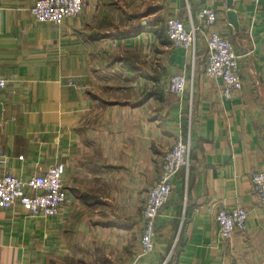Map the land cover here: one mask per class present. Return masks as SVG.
Listing matches in <instances>:
<instances>
[{"label": "crops", "instance_id": "obj_1", "mask_svg": "<svg viewBox=\"0 0 264 264\" xmlns=\"http://www.w3.org/2000/svg\"><path fill=\"white\" fill-rule=\"evenodd\" d=\"M37 1L0 0V178L64 164L67 201L48 219L0 208V264H264L251 179L264 172V0L232 1L239 28L228 0H150L147 11V0H84L59 26L34 19ZM205 8L218 14L212 28ZM174 16L201 29L195 58L168 41ZM212 31L240 56L230 98L205 72ZM175 75L183 96L167 88ZM180 139L190 166L172 181L154 252L136 263L147 192ZM224 207L249 212L247 232L221 238Z\"/></svg>", "mask_w": 264, "mask_h": 264}, {"label": "built area", "instance_id": "obj_2", "mask_svg": "<svg viewBox=\"0 0 264 264\" xmlns=\"http://www.w3.org/2000/svg\"><path fill=\"white\" fill-rule=\"evenodd\" d=\"M84 0H39L31 9V14L39 23L61 25L65 19L78 16L83 8ZM200 20L205 27L212 28L218 21V14L211 8L200 13ZM167 36L174 48L184 49L195 58L201 29L187 27L178 17L166 20ZM207 65L206 75L221 80L224 84V95L232 97L233 93L242 89L240 76V56L236 53L230 39L218 32H210L206 37ZM193 82V81H192ZM7 87V80L0 75V90ZM168 90L183 96L187 90L185 75L171 77ZM191 145L183 139L177 140L173 148L166 154L161 173L156 183L148 190L145 206L142 210V229L140 235V251L136 263L152 254L156 248L157 219L173 196L172 181L183 168H189ZM20 161L24 157L18 158ZM2 163L7 160L2 157ZM66 167L64 164L51 166L44 174L34 175L29 179L18 178L6 173L0 178V208L12 209L21 205L32 217L53 218L59 215L67 201L64 186ZM253 192L264 209V172H254L251 176ZM249 212L242 207L228 210L221 208L217 214L220 236L223 240L233 238L236 231L247 232Z\"/></svg>", "mask_w": 264, "mask_h": 264}, {"label": "water", "instance_id": "obj_3", "mask_svg": "<svg viewBox=\"0 0 264 264\" xmlns=\"http://www.w3.org/2000/svg\"><path fill=\"white\" fill-rule=\"evenodd\" d=\"M232 1L233 0H228V7H229L228 17H229L231 24L235 26L236 28H239L238 16L235 13V11L231 9Z\"/></svg>", "mask_w": 264, "mask_h": 264}, {"label": "rangeland", "instance_id": "obj_4", "mask_svg": "<svg viewBox=\"0 0 264 264\" xmlns=\"http://www.w3.org/2000/svg\"><path fill=\"white\" fill-rule=\"evenodd\" d=\"M151 1L150 0L144 1L142 4H139L138 6H141V10L144 9L147 11V9L151 7L150 6L152 4Z\"/></svg>", "mask_w": 264, "mask_h": 264}, {"label": "trees", "instance_id": "obj_5", "mask_svg": "<svg viewBox=\"0 0 264 264\" xmlns=\"http://www.w3.org/2000/svg\"><path fill=\"white\" fill-rule=\"evenodd\" d=\"M122 37H125L124 35H121ZM167 38H168V36H167ZM168 41H169V39H168Z\"/></svg>", "mask_w": 264, "mask_h": 264}]
</instances>
